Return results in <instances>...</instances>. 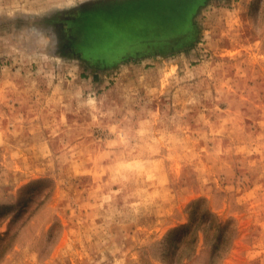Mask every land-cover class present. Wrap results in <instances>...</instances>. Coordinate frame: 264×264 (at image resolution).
<instances>
[{"label": "rangeland", "instance_id": "374dc122", "mask_svg": "<svg viewBox=\"0 0 264 264\" xmlns=\"http://www.w3.org/2000/svg\"><path fill=\"white\" fill-rule=\"evenodd\" d=\"M0 264H264V0H0Z\"/></svg>", "mask_w": 264, "mask_h": 264}]
</instances>
